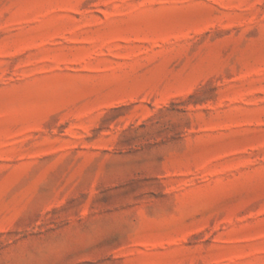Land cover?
Segmentation results:
<instances>
[{
  "label": "rangeland",
  "instance_id": "1",
  "mask_svg": "<svg viewBox=\"0 0 264 264\" xmlns=\"http://www.w3.org/2000/svg\"><path fill=\"white\" fill-rule=\"evenodd\" d=\"M0 264H264V0H0Z\"/></svg>",
  "mask_w": 264,
  "mask_h": 264
}]
</instances>
